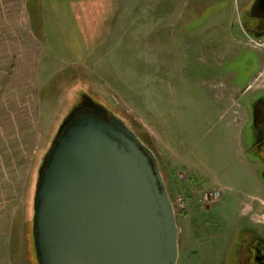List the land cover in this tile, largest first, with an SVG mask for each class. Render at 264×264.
Segmentation results:
<instances>
[{"label": "rangeland", "instance_id": "obj_1", "mask_svg": "<svg viewBox=\"0 0 264 264\" xmlns=\"http://www.w3.org/2000/svg\"><path fill=\"white\" fill-rule=\"evenodd\" d=\"M251 1L71 0L69 10L57 2L41 33L50 50L37 165L72 107L84 97L103 105L154 154L171 201L178 188L188 197L185 212L174 207L177 264H232L225 256L239 226L264 233L260 166L245 155V101L264 86V39L242 32ZM28 192L17 196L11 264L37 260Z\"/></svg>", "mask_w": 264, "mask_h": 264}, {"label": "water", "instance_id": "obj_2", "mask_svg": "<svg viewBox=\"0 0 264 264\" xmlns=\"http://www.w3.org/2000/svg\"><path fill=\"white\" fill-rule=\"evenodd\" d=\"M37 177L38 264H177L175 210L157 160L116 116L69 114Z\"/></svg>", "mask_w": 264, "mask_h": 264}, {"label": "crops", "instance_id": "obj_3", "mask_svg": "<svg viewBox=\"0 0 264 264\" xmlns=\"http://www.w3.org/2000/svg\"><path fill=\"white\" fill-rule=\"evenodd\" d=\"M57 2L69 10L71 0H0V264H11L17 196L36 186L43 58L50 50L41 33Z\"/></svg>", "mask_w": 264, "mask_h": 264}, {"label": "flooded vegetation", "instance_id": "obj_4", "mask_svg": "<svg viewBox=\"0 0 264 264\" xmlns=\"http://www.w3.org/2000/svg\"><path fill=\"white\" fill-rule=\"evenodd\" d=\"M243 17L242 32L244 35L249 39L262 41L264 39V0H252ZM248 88L249 85L242 92H246ZM246 106L248 109V144L245 155L259 164V178L264 186V86L263 90L247 97ZM69 114L71 120L77 116L88 115L107 121L114 116L107 110L104 113L99 105L88 97H84L76 104L67 116ZM236 232V238L231 248L227 249L225 257H228L232 264H264V233L246 223L239 226ZM225 257L222 263L225 262Z\"/></svg>", "mask_w": 264, "mask_h": 264}, {"label": "built area", "instance_id": "obj_5", "mask_svg": "<svg viewBox=\"0 0 264 264\" xmlns=\"http://www.w3.org/2000/svg\"><path fill=\"white\" fill-rule=\"evenodd\" d=\"M177 179L183 180V174L182 173L178 174ZM173 203L178 211L183 212L186 210L187 197L182 190H179L178 192L175 193L173 198Z\"/></svg>", "mask_w": 264, "mask_h": 264}, {"label": "trees", "instance_id": "obj_6", "mask_svg": "<svg viewBox=\"0 0 264 264\" xmlns=\"http://www.w3.org/2000/svg\"><path fill=\"white\" fill-rule=\"evenodd\" d=\"M77 103V102H76ZM101 107H103L104 108V106L103 105H101V104H99ZM73 108V107H72ZM51 148V147H50ZM50 150V149H49ZM49 150H48V152H49ZM47 152V153H48ZM41 155V154H40ZM38 168H39V164L37 165V172H38ZM37 179H38V177H37ZM36 182H37V180H36ZM178 182V181H177ZM179 189V188H178ZM32 190H33V188H32ZM33 196H34V191H32V199H33ZM31 199V200H32ZM182 213V212H181ZM33 214H34V212H33V210H32V208L30 209V217H29V236H30V254H31V256L32 255H36V250H35V247H34V244H33V223H32V218H33ZM36 259H37V257H36ZM34 264H38V262H37V260H36V262L34 263Z\"/></svg>", "mask_w": 264, "mask_h": 264}]
</instances>
